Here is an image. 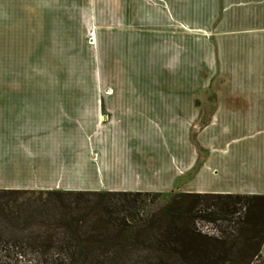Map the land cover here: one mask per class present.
I'll return each instance as SVG.
<instances>
[{
	"label": "crops",
	"instance_id": "1",
	"mask_svg": "<svg viewBox=\"0 0 264 264\" xmlns=\"http://www.w3.org/2000/svg\"><path fill=\"white\" fill-rule=\"evenodd\" d=\"M58 1L0 0V191L264 196V86L245 91L257 98H243L227 125L241 131L216 155H155L154 127L175 112L180 120V109L155 107L139 89L110 88L100 92L107 102L84 104L74 99L83 93L57 87ZM136 1L129 16L151 31H198L204 18L202 0H161L147 12ZM258 9L264 64V0ZM191 169V185L177 186ZM260 256L264 264V242Z\"/></svg>",
	"mask_w": 264,
	"mask_h": 264
},
{
	"label": "rangeland",
	"instance_id": "2",
	"mask_svg": "<svg viewBox=\"0 0 264 264\" xmlns=\"http://www.w3.org/2000/svg\"><path fill=\"white\" fill-rule=\"evenodd\" d=\"M258 2L202 0V5H196L204 17L198 31L170 29L162 37L135 11L130 18V0H59L57 87L83 93L74 99L84 104L107 102L108 97L100 92L110 88L150 92L147 97L155 107L167 104L181 111L180 120L175 112L167 128L154 125L155 155L162 147V154L189 155L191 161L193 155H216L227 135L241 131L227 125L240 118L243 98H257L245 91L264 86V64L258 60L262 50L256 31ZM161 4V0H137L135 7L147 12ZM190 172L185 181H176L177 186L191 185L193 169ZM156 193L160 197L146 207L147 213L181 192H148ZM39 197L28 193L3 200L8 209L17 210L33 205ZM232 211L211 207L209 212L217 220H198L196 227L203 235L226 237L236 243V251L242 245L239 231L248 209L240 205L235 214ZM251 264L263 262L254 258Z\"/></svg>",
	"mask_w": 264,
	"mask_h": 264
},
{
	"label": "trees",
	"instance_id": "3",
	"mask_svg": "<svg viewBox=\"0 0 264 264\" xmlns=\"http://www.w3.org/2000/svg\"><path fill=\"white\" fill-rule=\"evenodd\" d=\"M28 193L40 197L26 209H8L3 200ZM159 197L0 191V264H251L261 257L264 196L179 193L147 213ZM240 205L247 206L248 215L236 251L226 237L197 229L198 220H217L209 208H231L235 214Z\"/></svg>",
	"mask_w": 264,
	"mask_h": 264
}]
</instances>
